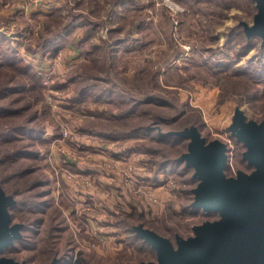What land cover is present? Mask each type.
I'll list each match as a JSON object with an SVG mask.
<instances>
[{
    "label": "rangeland",
    "instance_id": "obj_1",
    "mask_svg": "<svg viewBox=\"0 0 264 264\" xmlns=\"http://www.w3.org/2000/svg\"><path fill=\"white\" fill-rule=\"evenodd\" d=\"M73 1V9L48 14L52 0H0V185L16 203L11 225L22 226L20 238L0 251V261L65 264L83 252L91 264L157 263V252L134 240L126 230L130 227L123 225L126 221L144 223L179 250L180 240L194 238L198 226L222 219L219 211L197 206L199 211L190 213L187 208L196 198L192 191L203 182L200 178L192 182L196 169L187 168L183 160L191 140L164 143L157 134L194 123L205 142L226 144L232 166L224 171L227 178L256 170L243 161L248 147L232 134L238 116L247 124L264 123V45L249 41L244 33L245 25L254 26L256 4L253 0H171V4L137 0L144 7L125 8L123 16H115L119 22L113 23L118 0ZM46 5L48 13L36 11ZM77 20L84 25L78 23L79 37L69 43L64 39L67 26ZM116 34H121L119 40L136 38L128 43L135 45L136 52L114 50ZM48 38L61 44L54 56L52 50L43 56L39 52L38 42ZM74 52L81 53L73 58ZM67 58L72 63L63 66ZM28 63L40 69L53 66L56 72L43 85L26 67ZM111 81L138 96L143 85L163 103L153 99L141 109L127 97L105 99ZM134 108L143 111L133 113ZM181 111L186 115L171 121ZM83 128L88 133L124 134L134 129L138 137L105 139L101 152L84 144L91 133ZM64 131L69 141L52 142L54 134L63 136ZM132 146L139 152L128 150ZM114 151L130 154L118 157ZM148 158L153 160L152 168ZM91 160L97 162L96 168L83 173L86 167L81 162L93 166ZM175 160L183 162L176 166ZM157 167L167 173L158 181ZM98 168L108 177L96 173ZM147 175L155 181L148 182ZM71 183L78 188L76 195L88 194L84 202L78 201ZM91 189L100 198H112L106 203L116 214L130 210L132 204L138 214L118 223L108 205L92 199Z\"/></svg>",
    "mask_w": 264,
    "mask_h": 264
},
{
    "label": "water",
    "instance_id": "obj_2",
    "mask_svg": "<svg viewBox=\"0 0 264 264\" xmlns=\"http://www.w3.org/2000/svg\"><path fill=\"white\" fill-rule=\"evenodd\" d=\"M258 13L248 34L263 38L264 0H256ZM233 135L248 147L244 158L256 166L253 174L241 172L238 178H227V146L222 141L205 142L199 133L192 137L189 152L183 156L196 169L195 177L203 179L195 189V206L219 211L222 219L196 228V236L180 240L176 250L170 239L155 231L138 228L157 251L158 262L140 264H264V123H245L235 119ZM9 200L0 191V251L20 235L19 224H12ZM0 264H24L1 260Z\"/></svg>",
    "mask_w": 264,
    "mask_h": 264
},
{
    "label": "trees",
    "instance_id": "obj_3",
    "mask_svg": "<svg viewBox=\"0 0 264 264\" xmlns=\"http://www.w3.org/2000/svg\"><path fill=\"white\" fill-rule=\"evenodd\" d=\"M121 1H124L123 4L125 5V8H127V9H131V8H134V7L140 6V5H142L144 7V3L141 2V1H137V0H121ZM253 2L256 4V9H257V12H256V14L254 16V19H255L256 15L258 13V6H257L256 0H253ZM36 11L41 12V13H48L49 12L47 10H44L43 8H40L39 10H36ZM51 13L52 12H49L48 14H51ZM145 22H147L146 17L143 18V21H141L142 26H146ZM113 30H116V29H113ZM244 33H245V35H246V37L248 38L249 41H252L254 43V41L258 40L260 42V44L263 43V38L260 35H257V34L250 35V34H248V32L246 30V25L244 26ZM131 37L132 36H128V37H126L124 39H120V40L119 39H116V41L113 42V47H114L113 49L114 50L115 49L117 50V46H120V47H122V50H124V51L126 50V51H128L130 53L133 52V51L136 52L135 51V48H136L135 45H134V48H132L131 45L128 44L130 42V40H132V39H135L136 40V38H131ZM64 39L67 40V42H70V41H68L69 38H67V37L65 38L64 37ZM103 40H104V42L106 41L105 38H103ZM56 41L57 40L50 41V39L48 38V41H46V39H44L42 42H40V43L38 42V46H39V49H40L39 52L41 53V55L43 56L48 51L52 50V54L54 56V54H56V52L54 50L56 49V47H58V45H61V44H58V43L55 44ZM79 53H81V52H79ZM76 57H78V56H76ZM206 59H208V58H206ZM206 59L204 61H206ZM70 63H72L71 59H69V58L64 59L63 66H65V65H71ZM26 67H28L30 70H33V76H35V78L37 79L38 82H40L41 84L43 83V85H44V80L45 79H47L48 77H51V75L55 74V71H54L53 74L51 72L52 69H53V66L52 67L50 66V68H48V69H46L45 67L42 68V69H40L39 66L36 67V66L28 63ZM152 77H151V79H152ZM111 83H112V86H111V90H110L109 96H108V98H105V99H110L112 95L127 97V101L128 102H134L135 105H136V103H138L140 106H143L141 109H144V107L146 106L145 104L148 105L150 103H153L154 102L153 99L157 100L159 103H161V102L163 103V101L160 98L154 97L151 92L148 93V91L146 90V88H144L145 86H143V85H140L141 89L139 91H140L141 94L138 96V95H135L136 93H133L130 90H127V89L122 88L124 86H122L121 84H119L116 81H114V82L111 81ZM4 93H5V89H3L1 91V94H4ZM83 95L85 96L86 99H88V100L90 99L89 98L90 95H85V94H83ZM167 104H170V103L168 102ZM132 112L133 113L136 112V113L141 114V112L140 111H137L135 108L132 110ZM186 112L185 111H181L180 114L177 117H175L174 120L172 119L171 121H177V120L181 119L182 117H184L186 115ZM127 114H129V113H127ZM115 116L116 115H114L113 117H115ZM182 127L183 128H181V129L170 130V131H167V132H162L161 131V133L157 134V140H159L160 142H164V143L165 142H173V143H176V141L178 143H184L185 140L187 141V140H191L192 139V137L190 135H188V133H191V132H196V133H199V134L201 133L200 132V127L196 126V124H194V123H191L190 125H186V126H185V124H183ZM31 130L32 131H35V134L39 132V130H36L34 128H31ZM87 130H88L87 128H83V131L84 132H86ZM152 132H153V130H151V133ZM40 133L42 134V133H45V132H44V130H42ZM86 133H88V132H86ZM90 133H88V134H90ZM91 134H90L91 138L86 139L84 141V144L85 145H91V149L92 150H100V151H102V149L105 150V148L100 147L102 145L103 140L105 141V139H110V138H119V139H122V138H126V137L127 138L134 139L135 137L136 138L138 137V135H136V130H134V129L131 130L128 133H125V134L124 133H115V132H112V133H109V132H96L95 133L94 132V133H91ZM105 134H107L106 137H105ZM109 134H111L110 137H109ZM61 138H62V132L60 134H58V135H55L54 134L52 136V142L53 141L54 142L59 141ZM143 140H145V139H143ZM68 141H69V138H68ZM188 144H189V142H188ZM128 150H131V152H134V153H135V151L139 152L133 146L132 147H129ZM114 153L118 157L119 156L125 157V156H128L130 154V153H126L125 152V153H122L120 155V152L119 151H114ZM62 158H64V156H62ZM91 161L93 163H95L93 166H92V164H91L90 161H88L89 164H85L86 162H82V163H84L83 164V167H86L82 171H84L86 173V172H89L90 171L91 167L96 168L97 162L95 160H91ZM243 161H246L248 163V160H246L244 157H243ZM62 162H64L65 164L71 163V162H68L67 160H63ZM182 162L183 161H181V160H175L176 166H180ZM147 163L150 165L151 168L153 167V160L151 158H148ZM78 165L81 166L80 164H78ZM248 165L250 167H253V165H251L250 163H248ZM188 167L189 166L187 165V168ZM228 168H230L229 165H228V167L226 169H228ZM155 170H156L157 176L154 179L156 181L159 180L160 175H162V174L167 175V173H165V171L163 169H161L160 167L159 168L157 167ZM96 173H99V175H101L100 168H98V172H96ZM154 179L152 178L151 175L150 176L147 175L148 182L152 183L153 181H155ZM192 179H193L192 182L195 181V180H198L195 177V175H194V177ZM0 187H1L0 189H3L2 188V185H0ZM2 192L4 193L5 197L9 200L8 210L11 213V210L16 206L15 200L12 197H8V195H7L8 193H6V191L4 189H3ZM192 192L195 193L194 190ZM194 202H195V196H194V199L191 200V202L188 203V206H187L188 210L191 209L190 213H193V212L195 213V212L199 211L198 208H197V206L194 205ZM107 208L109 209L108 211H110L109 214L112 215V216H114V217H117V222L120 223V224L121 223L122 224L125 223L124 221H125L126 216H135L136 214H138V212H137V210H138L137 209V206L134 205V204H132L130 206V210H128V211H120V210H118V213L117 214L113 211V209L111 208V206L110 207H107ZM184 209H186V208H184ZM206 211L207 212H210V211H214V210H206ZM139 213L140 214H145L143 211L142 212L139 211ZM10 216H11V214H10ZM107 222H109V221L107 220ZM130 223L131 222L126 221V223L123 224V225H128V227H130V229L127 228L126 230L127 231H131L133 233L132 234L133 235V239L134 240H137V241H140V243L142 245L145 244L146 247H148V248L153 249V250L156 251V249L148 241H146L143 236L140 235V233L138 231V228L141 227V228L149 229V230H152V231H155V230L153 228L145 225L144 223H140L139 225H135V223H131V224ZM21 229H22V226L19 228V232H20ZM156 233H158V232H156ZM20 236H21V233H20V235H19L18 238H20ZM18 238L14 239V241L12 242V244ZM12 244H10V245H12ZM141 263H143V261ZM65 264H91V263L85 257V255L83 254V252H78L77 254H75L74 256H72V258H69L65 262Z\"/></svg>",
    "mask_w": 264,
    "mask_h": 264
},
{
    "label": "crops",
    "instance_id": "obj_4",
    "mask_svg": "<svg viewBox=\"0 0 264 264\" xmlns=\"http://www.w3.org/2000/svg\"><path fill=\"white\" fill-rule=\"evenodd\" d=\"M124 3V1H121V0H118L117 2H116V5H119L120 6V8H118V12H116L115 10H113V12H112V17H111V21L113 22V23H118L119 22V20H115V16H118L119 15V17L122 15H124V9H125V5L123 4ZM74 4V1L73 0H52V14L54 13V12H56L57 10H62V9H73L72 8V5ZM48 9V5H46V7H45V9L44 10H47ZM76 11H78V9H75ZM47 11H49V10H47ZM65 11H68V10H65ZM79 20V19H78ZM77 20V23H75L74 25H68L67 27H68V29H67V33L65 34V35H67V38H69V39H71V40H74L75 38H78L79 37V35H78V29H77V25H78V23H80L79 25H84V23H81L80 21H78ZM113 29H116V30H118V31H116L117 33H121V31L119 30V28H117V27H113ZM132 32V31H131ZM108 35V34H107ZM107 35L106 36H104L105 38H107ZM120 36H121V34H116L115 35V38H120ZM70 43V42H69ZM71 47H72V45H70ZM73 48V47H72ZM74 49V48H73ZM117 49L118 50H122V47H120V46H117ZM79 53V52H78ZM78 53L77 52H74V56H72L73 58L74 57H76V56H78ZM102 152V151H101ZM99 156H102V154H98ZM107 159H111V160H115V161H119V159H114V158H108L107 157ZM82 163V162H81ZM85 164H89V162L87 161ZM102 170L104 171V169L103 168H100V172H102ZM83 173H85L84 171H82ZM86 173H88V172H86ZM101 175H103V174H101ZM107 175H109V173H107V174H104L103 175V177H108ZM121 180L119 179L118 180V182H119V186L121 185V182H120ZM112 182H114V183H117L118 184V182H116V181H112ZM70 186H71V188L74 190L73 192H74V194L76 195V193H77V191H75L76 189H78L77 187H76V185H73V183H71L70 184ZM81 189V188H80ZM79 189V190H80ZM91 191L93 192V189H91ZM80 192H81V190H80ZM95 190H94V192L92 193L93 195H91L92 196V199L94 200V201H96L97 203H99V204H103V203H105L106 205H108V207H110V205L109 204H107L106 202V200H108L109 199V201H110V199H112V198H110L109 196H105V197H103V198H100V197H98L97 196V192L95 193ZM76 197L78 198V201H80V202H84L85 200H86V198L88 197V194H86V193H83V192H81V193H78L77 195H76ZM110 202H113V200L112 201H110ZM109 213H110V211H109ZM85 214H87V212L85 211ZM99 215H102L101 217H102V219L104 218V213L103 214H99ZM89 221V225L91 226V225H94L90 220H88ZM104 221H107V219H104Z\"/></svg>",
    "mask_w": 264,
    "mask_h": 264
},
{
    "label": "built area",
    "instance_id": "obj_5",
    "mask_svg": "<svg viewBox=\"0 0 264 264\" xmlns=\"http://www.w3.org/2000/svg\"><path fill=\"white\" fill-rule=\"evenodd\" d=\"M169 1V3L171 4L172 2H171V0H168ZM180 8V7H179ZM181 9V8H180ZM54 71L56 72V68L55 67H53V69H52V71L51 72H53L54 73ZM46 85H48L47 83H46ZM66 131H64L63 132V136H62V138L59 140V142H61V143H63L67 138H68V136H66V135H68V133L66 132ZM69 132V131H68ZM229 167L231 168L232 166H231V164H229ZM233 171H234V173L236 172L234 169H232Z\"/></svg>",
    "mask_w": 264,
    "mask_h": 264
}]
</instances>
